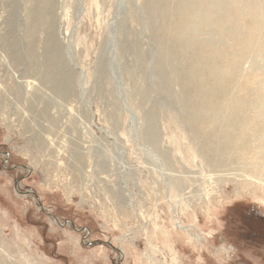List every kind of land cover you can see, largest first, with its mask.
<instances>
[{
  "label": "rangeland",
  "instance_id": "374dc122",
  "mask_svg": "<svg viewBox=\"0 0 264 264\" xmlns=\"http://www.w3.org/2000/svg\"><path fill=\"white\" fill-rule=\"evenodd\" d=\"M162 19L146 0H0V264H264L247 214L264 215V145L211 158ZM54 50L60 94L42 80ZM247 76L264 95L262 51L229 97Z\"/></svg>",
  "mask_w": 264,
  "mask_h": 264
},
{
  "label": "bare ground",
  "instance_id": "6f19581e",
  "mask_svg": "<svg viewBox=\"0 0 264 264\" xmlns=\"http://www.w3.org/2000/svg\"><path fill=\"white\" fill-rule=\"evenodd\" d=\"M146 11L163 16L156 25L155 41L164 48L165 58L182 60L179 79L211 158L224 163L233 154L247 153L251 137H258L262 147L264 95L257 79L243 78L244 93L236 97H229V89L241 63L255 50L264 53V0H146ZM43 12L38 2L30 13L34 24L41 22ZM211 29L227 43L211 46L205 36ZM45 58L48 71L42 80L56 93H64L70 75L61 66L57 51H47ZM192 237L201 239L197 234Z\"/></svg>",
  "mask_w": 264,
  "mask_h": 264
},
{
  "label": "flooded vegetation",
  "instance_id": "af4514ba",
  "mask_svg": "<svg viewBox=\"0 0 264 264\" xmlns=\"http://www.w3.org/2000/svg\"><path fill=\"white\" fill-rule=\"evenodd\" d=\"M247 214H248V217L250 219H253L255 222L257 221V223L261 226V229L264 231V215H263V213L255 211L254 209L251 208V209H249ZM259 236L261 238H263L264 233L260 234V235L252 233V234L248 235V238L259 237Z\"/></svg>",
  "mask_w": 264,
  "mask_h": 264
}]
</instances>
